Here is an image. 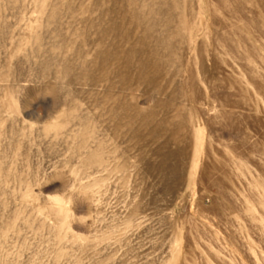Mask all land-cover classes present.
<instances>
[{"label": "rangeland", "instance_id": "rangeland-1", "mask_svg": "<svg viewBox=\"0 0 264 264\" xmlns=\"http://www.w3.org/2000/svg\"><path fill=\"white\" fill-rule=\"evenodd\" d=\"M0 264H264V0H0Z\"/></svg>", "mask_w": 264, "mask_h": 264}, {"label": "bare ground", "instance_id": "bare-ground-1", "mask_svg": "<svg viewBox=\"0 0 264 264\" xmlns=\"http://www.w3.org/2000/svg\"><path fill=\"white\" fill-rule=\"evenodd\" d=\"M88 157V156H87ZM91 158V157H90ZM83 163H84V161H83Z\"/></svg>", "mask_w": 264, "mask_h": 264}]
</instances>
